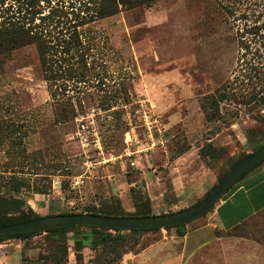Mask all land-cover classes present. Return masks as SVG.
<instances>
[{
  "label": "rangeland",
  "instance_id": "374dc122",
  "mask_svg": "<svg viewBox=\"0 0 264 264\" xmlns=\"http://www.w3.org/2000/svg\"><path fill=\"white\" fill-rule=\"evenodd\" d=\"M255 4L264 6V0H160L91 25L85 35L93 45V67L85 84L68 85L65 96L82 111L66 125L55 123L53 89L34 48L15 51L0 74V129L4 137L6 127L13 131L9 137L27 160H13L10 143L0 147L4 182L11 175L5 171L24 180L20 197L39 217L112 200L132 212L133 189L150 197L154 215L200 201L213 187L209 175L218 179L233 160L264 143V108L226 103L220 114L228 116L214 122L201 108L227 83L239 90L257 62L254 50L264 54L258 37L250 44L246 33L256 19ZM106 103L111 109L104 111ZM262 188L252 194L264 193ZM77 232L88 233L66 234L63 264H111L115 258L120 264L136 241L147 245L159 238L125 232V245L105 252L87 245L78 261ZM238 232L264 246V211ZM53 246L45 233L4 241L0 264H53Z\"/></svg>",
  "mask_w": 264,
  "mask_h": 264
},
{
  "label": "trees",
  "instance_id": "16d2710c",
  "mask_svg": "<svg viewBox=\"0 0 264 264\" xmlns=\"http://www.w3.org/2000/svg\"><path fill=\"white\" fill-rule=\"evenodd\" d=\"M158 1L160 0H0V74L3 73L5 64L11 59L15 51L26 47H33L38 58L43 79L50 85V88L53 89L52 97L55 103L53 109L55 123L58 125H66L73 122L78 115V111H82V106L79 103V110L77 111L72 102L73 98L66 97L65 93L70 83L76 84V86L78 84H85L88 80L90 69L93 67V64L90 63L93 45L90 42L91 38L86 36L85 32H89V27L96 22L114 17L122 11L135 10L141 7L150 8ZM253 9H256L253 14L256 19L248 27L246 33L251 36V39L258 37V42L260 44L259 48L264 49V6L255 4ZM227 11L231 13L229 8ZM252 41H254V39L249 43L252 44ZM250 48V46L246 45L245 50H250ZM254 53L255 54L252 55L257 62L249 67V74L243 76L239 90H234L230 87L231 85L229 86V83H227V85L220 90L204 98L201 108L206 121L214 122L224 120V115L228 116V114H223L222 112L220 114V105H225L226 103L243 105L245 107L250 106L255 110H263L264 54L260 53V49H255ZM103 108L104 111H107L111 109V106L106 103ZM5 130L12 135L13 131H11L9 127H6ZM6 134V137H4L5 135L2 134L0 129V147L4 146L6 143H10L11 150L8 151V155L11 156L13 160L15 155L21 157L23 160H27L24 155L25 150L20 152L17 151L15 149L17 146L16 141L10 139L8 133ZM5 139L9 140L6 142ZM262 145L253 149L252 152ZM249 155L250 154H244L241 158L233 160L230 164L229 171L235 168ZM263 165L264 160L250 169L235 184L251 171ZM10 167L11 170L16 168ZM229 171L223 173L218 178L217 184ZM5 172L11 173V175L8 176L6 182H4V178L0 175V227L25 223L41 218L31 209L25 207V200L20 197L21 192L26 187V182L24 180H17L14 176L15 172L13 171ZM235 184H233L222 196H224ZM216 185H214L200 201L189 208L195 207L205 200ZM131 191L133 195L132 212L123 211L120 204L112 200L110 204L100 202L99 205L86 207L80 212L64 213L63 215L86 213L104 217L132 218L154 215L150 197L147 195L142 197L141 193L136 192L134 189ZM36 193L45 194L43 189H37ZM214 205L215 204L211 206L207 213L197 219L211 212ZM263 211L264 209L241 221L233 228L218 232L217 235L219 237H237L255 241L250 237L242 235L238 231L253 217ZM193 221L166 228L165 231L171 233V231L174 230L178 237H183L187 233L186 226ZM80 230H85L88 233H75L74 245L78 261H82V250L86 248L87 245H89L92 250H96L101 246L103 247V252H105L108 249L125 245L127 243V238L125 234H123L125 232L137 234L161 232L160 229L127 231L101 227H67L51 230L45 234L50 241V246L54 245L51 250L53 264H63L66 261L68 247L66 245V234L68 232ZM40 234L43 233H25L8 236L0 239V244L10 239L26 240ZM148 245L149 244L142 245L136 241L129 251L136 253L143 250ZM57 250H60L59 254ZM100 258L101 255L96 257L95 262ZM118 259L115 258L111 260L110 263L114 264Z\"/></svg>",
  "mask_w": 264,
  "mask_h": 264
},
{
  "label": "crops",
  "instance_id": "0c3cea01",
  "mask_svg": "<svg viewBox=\"0 0 264 264\" xmlns=\"http://www.w3.org/2000/svg\"><path fill=\"white\" fill-rule=\"evenodd\" d=\"M209 176L213 186L216 185L218 179ZM174 182L172 193L175 194ZM262 187L264 165L235 184L206 216L188 224L183 237L161 230L156 241L139 252H130L120 264H264L263 245L217 235L264 209L263 191L252 194Z\"/></svg>",
  "mask_w": 264,
  "mask_h": 264
},
{
  "label": "water",
  "instance_id": "95a60500",
  "mask_svg": "<svg viewBox=\"0 0 264 264\" xmlns=\"http://www.w3.org/2000/svg\"><path fill=\"white\" fill-rule=\"evenodd\" d=\"M264 160V144L252 152L215 186L211 193L199 205L165 215L149 217H104L93 214L53 215L41 217L25 223L0 227V239L25 233H46L51 230L67 227H101L121 230L146 231L166 228L187 223L207 213L211 206L235 184L244 174Z\"/></svg>",
  "mask_w": 264,
  "mask_h": 264
}]
</instances>
